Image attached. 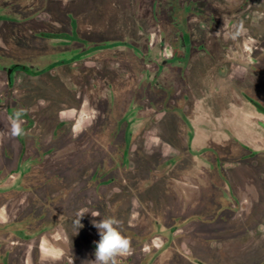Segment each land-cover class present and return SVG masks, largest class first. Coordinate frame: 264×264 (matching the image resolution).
Returning a JSON list of instances; mask_svg holds the SVG:
<instances>
[{
	"label": "rangeland",
	"instance_id": "rangeland-1",
	"mask_svg": "<svg viewBox=\"0 0 264 264\" xmlns=\"http://www.w3.org/2000/svg\"><path fill=\"white\" fill-rule=\"evenodd\" d=\"M201 1L203 16H213L224 26L223 18L240 9L246 0ZM27 3H9L23 21L0 20V57L5 60L46 64L54 46L53 41L36 35L41 30L76 34L93 44L129 42L147 49L149 30L145 24L155 0ZM254 18L258 23L247 22L245 34L257 41L255 70L226 84L220 82L221 75L202 74L197 67L190 74L193 90L173 95L168 86L158 89L156 95L145 62L121 46L99 50L85 61L54 73L29 77L23 98L27 108L38 106L27 111L35 126L23 137L10 138L9 120L0 108V169L4 164L16 168L24 146L31 157L22 166L32 171L20 179L30 189L21 196L18 193L21 202L29 203L24 213L36 222L43 217L39 225L63 224L71 233L76 232L74 220L61 214H69L86 197L84 173L120 164L125 159L120 152L130 142L126 169L118 174L122 181L136 182L135 196L124 201V211L117 202H101V217L84 215V227L77 236L72 235L74 244H85L91 233L99 240L91 221L110 216L106 208L113 206L112 216L122 221L124 234L136 247L128 264H191L185 247L206 264H251L260 259L264 244V116L249 104L241 105L239 97L247 94L264 106V5ZM204 30L194 28L193 41H201L206 49L199 57L209 63L218 57L214 39L223 28L207 25ZM5 91L0 85L1 97ZM18 99L12 106L21 104ZM62 118L69 120L62 135L54 138L56 122ZM75 122L80 123L78 132L73 130ZM129 126L133 136L126 140ZM200 126H204L202 130ZM193 133L196 139L192 143ZM233 135L260 152L256 160L237 146ZM169 158L175 159V166L166 169L163 162ZM234 162L238 166L231 169L228 163ZM254 164L259 167H249ZM213 166L219 178L213 179ZM181 175L192 176L198 186V200L191 206L180 203L172 180H180ZM240 192L252 196V203L239 204ZM84 204L90 213V205L87 201ZM211 216L214 220L210 222ZM140 221L150 223L151 229L143 228ZM153 235L160 239L157 249L143 251L142 244H150Z\"/></svg>",
	"mask_w": 264,
	"mask_h": 264
},
{
	"label": "flooded vegetation",
	"instance_id": "flooded-vegetation-1",
	"mask_svg": "<svg viewBox=\"0 0 264 264\" xmlns=\"http://www.w3.org/2000/svg\"><path fill=\"white\" fill-rule=\"evenodd\" d=\"M9 3L5 5L0 4V20L23 21L20 14L13 12L10 8L12 4ZM241 5L240 9L233 11L232 14L223 18L225 25L221 26L214 20L213 16H211L212 20L209 17L206 19L203 16L201 0H155L152 12L150 11L151 13L147 17L145 24L149 30L147 49L143 50L129 42H116L113 43L115 44L113 47L121 46L129 48L137 57L145 62L144 64L148 70L146 75L152 82L154 94L157 95L158 89L170 86L173 95H180L186 89L184 81L186 69L191 67L200 58L199 53L206 49L201 45V41L196 43L193 41L194 27L199 32H204L207 25L212 28L214 26L223 28L222 31L216 32L217 36L214 39V43H217V48H219V53L222 52L221 55L224 53L230 54L233 48L243 46L244 42L251 44L250 49L246 50L244 54H246L248 61L254 65L253 63L256 62V59H254L253 55L257 41L250 40L247 34L238 41H232L229 38V32L232 31V26L241 19L245 21V25L247 22L249 24H257L254 17L261 9V5L257 7L259 5L257 0H246L245 2H241ZM222 32L224 33L222 34ZM36 35L53 41L54 52L43 66L22 64L0 57V85L2 88H6L5 95L3 97L0 96V108L3 109L2 113L5 119H8L17 108H25L31 112L33 109H37V105L30 108L24 105L25 98L23 97H26V89L24 87L29 77L39 78L46 72L50 71L54 73V71L62 70L72 63L83 62L95 52L105 49L102 47L112 45L110 43H89L76 34H52L41 30ZM19 72H23L24 74H19ZM17 98H20L18 100L21 104L18 107H14L12 103ZM242 98L249 105L253 106L259 114L264 116L263 105L247 94H242ZM23 120L24 123H27L26 127H24L25 131L35 126V121L30 118L28 112L23 117ZM68 120V118H62L56 122L54 138L62 135ZM72 126L74 131L78 132L80 130L79 122H75ZM78 126L79 128H77ZM131 128L129 126L126 131V140H129V137L133 136V132L130 131ZM2 137V134H0V138L3 140ZM130 146L131 143L128 142L126 150L123 149L124 152H120L124 155L125 159L124 161L121 160L120 164H117L115 167L109 165L110 167L100 168L95 173H84L86 197L80 203H77L73 210L68 212L69 214H61V217L75 220L79 211L83 209L88 210L84 204L86 201L90 205L89 208H91L90 213L85 214L86 216L91 215V212H95V209L99 211L98 207L101 206V202H105V196L101 192L104 186L114 184L118 190L116 192L122 191L121 187L127 181L124 179L122 181V177L118 173L124 172V169H126ZM247 149L250 155L255 153L252 149ZM30 159L31 157H29L27 149L24 146L22 156L16 168L4 164L0 169V264H72V261L73 264H87L88 261L94 260V241H98V239L93 233L90 234L85 244L81 242L80 245L78 243L76 245V243L74 244L76 238L73 240L72 235L77 236L78 232L71 233V231L66 229V225L63 227V224L59 225V227L48 226L46 224L39 225L38 222H44L43 217H40L38 222H36L24 213L29 203H26L25 200L21 202L18 193L21 196V194L26 193L30 189L22 181L32 171L31 167L22 166L23 163L30 161ZM163 164L165 168L169 167L175 164V159L169 158ZM7 168L11 169L8 170ZM111 173L114 174V177L109 178ZM89 196L92 198L99 197V199L92 201L91 198H88ZM95 202H98V205ZM138 217L139 214L136 215V218ZM208 220L211 222L214 220V217L211 216ZM140 223L143 228L151 229L152 227L150 223H145L144 221H140ZM262 237L264 238V233ZM159 240L157 235H153L150 239V244L146 246L142 244L143 251L145 248H148V250H151V248L157 249ZM135 248L133 247V252L130 256L121 259L120 264H128L132 260ZM183 251L190 258L191 264H206L197 259L191 249L185 247ZM252 263L264 264V244H262L261 258L252 261Z\"/></svg>",
	"mask_w": 264,
	"mask_h": 264
},
{
	"label": "crops",
	"instance_id": "crops-1",
	"mask_svg": "<svg viewBox=\"0 0 264 264\" xmlns=\"http://www.w3.org/2000/svg\"><path fill=\"white\" fill-rule=\"evenodd\" d=\"M11 1L18 2L22 5H28L27 0H2L0 2V4L5 5ZM257 1L259 2V5H257V7L261 5L260 8H262V6L264 5V0H257ZM250 47H251V44L244 42L243 46H239L238 48L236 46L235 48H233V50L230 54L224 53L223 55H221L222 52L219 53L218 57L216 59H213V61H210L209 63L207 62V59H205V60L203 59L204 57L199 58L195 63L192 64L191 67H188L185 71L184 81L186 83V89L193 90V86L191 83L192 81L190 80V74L197 67H198L197 71H199V72L201 71L202 74L209 73V74L214 75V76L221 75L220 76V82L222 84L228 83L229 80H235V79L241 80V79L245 78L247 75H250L252 70H255V65L257 64V61H256L255 63H253L254 65H252L250 63V61H248L246 54H244V52L246 50L250 49ZM261 53L264 54V49L261 50ZM239 97H240L241 105L244 106V104H248L242 98V95ZM195 123L201 124V122H199V121H195ZM193 124L194 123H191L190 125H191L192 130L194 131L195 128H194ZM200 127L202 130L203 129L202 127H204V126H200ZM232 137H233V139H235L236 143H239L237 146H239L241 149H243L245 151V154L249 152V150L247 148H250L254 151L253 147L251 146V143L245 141L244 138H242L240 140V139L235 138L236 136H234V135ZM195 139H196V133H193L192 138H191L192 143L195 141ZM254 152H255L254 154L249 155V157L251 159L253 157L252 160H256L259 153H260L259 151H254ZM228 165L232 169V167L238 166V163L237 162L228 163ZM171 166L174 167L175 164H172ZM249 167L257 169L259 166L257 164H254V165L249 166ZM166 169L164 168V170H166ZM212 169H214L213 172L215 173V176L213 175V179L219 178L217 175V169L215 168V166H213ZM172 180L175 181L174 184H176V189L179 191L181 204L191 206L198 200V197H199L198 186H197L195 179L192 176L181 175L180 180H177L174 178ZM134 183H136V182H134V181L131 183L125 182L123 184V186L121 187L122 191H119V192L115 191L116 187L114 186V184L102 187L101 192L105 196V202L108 205H113L115 202H117L118 205L121 206L120 211H124L125 207H127V205L123 204L124 201H126L127 199H130V196H135V192L133 191V188L135 185ZM239 196H240L238 198L239 204L241 202L250 203L251 201H253L252 196H243V195H241V192L239 193ZM95 204L98 205V202H95ZM96 211L97 210L95 209V212ZM112 211H113V206L106 208V212L107 213L110 212L109 213L110 216L113 215ZM120 215L123 216V214H121V213H120Z\"/></svg>",
	"mask_w": 264,
	"mask_h": 264
},
{
	"label": "clouds",
	"instance_id": "clouds-1",
	"mask_svg": "<svg viewBox=\"0 0 264 264\" xmlns=\"http://www.w3.org/2000/svg\"><path fill=\"white\" fill-rule=\"evenodd\" d=\"M248 29L245 26L243 19L237 21L232 26V31L229 32V38L232 41H238L242 38ZM27 114L24 108H17L13 114L8 117L10 128L8 135L15 139L25 136L27 133L23 127V117ZM88 213V210L83 209L77 213V218L74 220L76 233L84 225L81 219ZM92 217H101L97 212H91ZM92 226L98 230L99 240L94 241L95 251L94 260H90L87 264H120L122 258L130 256L133 252L131 239L124 234L122 230V221L115 216H102V219L91 221ZM73 264V261H72Z\"/></svg>",
	"mask_w": 264,
	"mask_h": 264
},
{
	"label": "trees",
	"instance_id": "trees-1",
	"mask_svg": "<svg viewBox=\"0 0 264 264\" xmlns=\"http://www.w3.org/2000/svg\"><path fill=\"white\" fill-rule=\"evenodd\" d=\"M113 46H115V44H112V45H107V46H105V47H102V48H106V47H113Z\"/></svg>",
	"mask_w": 264,
	"mask_h": 264
}]
</instances>
